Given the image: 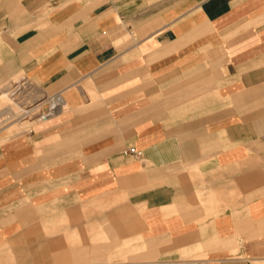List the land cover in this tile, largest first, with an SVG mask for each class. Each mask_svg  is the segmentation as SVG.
Returning <instances> with one entry per match:
<instances>
[{
    "label": "crops",
    "instance_id": "obj_1",
    "mask_svg": "<svg viewBox=\"0 0 264 264\" xmlns=\"http://www.w3.org/2000/svg\"><path fill=\"white\" fill-rule=\"evenodd\" d=\"M16 77L0 264H264V0H0Z\"/></svg>",
    "mask_w": 264,
    "mask_h": 264
},
{
    "label": "rangeland",
    "instance_id": "obj_2",
    "mask_svg": "<svg viewBox=\"0 0 264 264\" xmlns=\"http://www.w3.org/2000/svg\"><path fill=\"white\" fill-rule=\"evenodd\" d=\"M21 77L13 78V80L0 84V87L7 86L8 83L20 81ZM21 81L18 84H14V87L21 85L24 91L19 90L12 98L17 104L18 108L10 102L0 104V135L8 138L14 136L16 133L27 129L31 123L39 121L42 115L40 109L44 105V109L48 106L49 99L45 97L41 92L38 93L34 89H30L26 92ZM28 83V82H27ZM14 87L10 89V92L14 90ZM4 91L0 92V97ZM26 93V94H24ZM30 110L32 112H30ZM33 110H37L36 113ZM30 112V114H28Z\"/></svg>",
    "mask_w": 264,
    "mask_h": 264
},
{
    "label": "bare ground",
    "instance_id": "obj_3",
    "mask_svg": "<svg viewBox=\"0 0 264 264\" xmlns=\"http://www.w3.org/2000/svg\"><path fill=\"white\" fill-rule=\"evenodd\" d=\"M51 103H52V102H51ZM51 103H50V104H51ZM46 110H47V107H46V109H44V105H43V106H42V111H43L44 115H43L42 117L39 118L40 120L43 119V118H45V116H46L45 114L51 112V110H50V111H48V110L46 111ZM43 113H42V114H43ZM42 114H41V115H42Z\"/></svg>",
    "mask_w": 264,
    "mask_h": 264
},
{
    "label": "built area",
    "instance_id": "obj_4",
    "mask_svg": "<svg viewBox=\"0 0 264 264\" xmlns=\"http://www.w3.org/2000/svg\"><path fill=\"white\" fill-rule=\"evenodd\" d=\"M48 114V113H47ZM47 114H45L46 116H47ZM45 116V117H46ZM129 153H131V154H133L134 156H136V157H140V153H138V152H135L134 150H130L129 152H128V154Z\"/></svg>",
    "mask_w": 264,
    "mask_h": 264
}]
</instances>
